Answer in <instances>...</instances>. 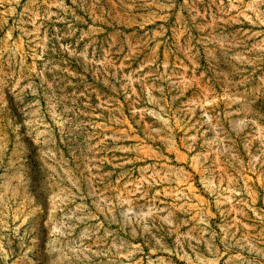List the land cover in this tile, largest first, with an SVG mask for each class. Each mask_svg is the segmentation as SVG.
<instances>
[{
	"label": "rangeland",
	"instance_id": "obj_1",
	"mask_svg": "<svg viewBox=\"0 0 264 264\" xmlns=\"http://www.w3.org/2000/svg\"><path fill=\"white\" fill-rule=\"evenodd\" d=\"M0 264H264V0H0Z\"/></svg>",
	"mask_w": 264,
	"mask_h": 264
}]
</instances>
